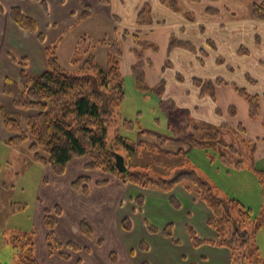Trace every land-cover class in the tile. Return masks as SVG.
<instances>
[{"label":"rangeland","instance_id":"obj_1","mask_svg":"<svg viewBox=\"0 0 264 264\" xmlns=\"http://www.w3.org/2000/svg\"><path fill=\"white\" fill-rule=\"evenodd\" d=\"M107 1L108 13L115 14L120 21H106L102 17L92 21L87 24L85 31L88 34L82 37L86 39L83 43H80L82 39L77 43V35H67L62 42L63 47L58 50V56L62 67L73 71L74 57L84 59L87 57L85 51L90 48L98 64L105 67L110 48L102 47L100 42L103 39L111 43L118 42L122 52L119 70L126 88V97L121 103L120 113L123 119L133 122L138 119L142 130L127 131L122 127L121 121H116L110 130V142L114 143L115 137L121 135L138 144V152L130 161L134 170L145 169L151 178L168 179L178 169H192L213 188L216 196L238 200L250 209L252 220L264 216V186L260 174L256 173L257 170L264 172V22L256 21L252 17L253 6H264V0H202V3H210L211 7L219 9L220 18L223 19V26L220 28L217 27L218 21L206 27L211 48L206 46V42L182 17L186 15L187 19H190L188 13L193 10L190 0H165L167 9L175 8L176 14L164 8L161 0H125L122 9L116 0H105V3ZM145 6V16L151 23L144 26L137 24V16ZM94 7L97 9V6ZM233 14L236 16H232ZM98 20L101 22V28ZM163 23H166L163 25L165 27L161 25ZM171 38L190 42L196 48L203 49L205 53L200 52L197 56L204 69L193 60L192 53L176 49L168 53ZM73 47H78L80 53H72ZM71 55L74 56L69 58ZM139 61L145 63L146 85L150 89L146 92L136 88L131 72L132 66ZM214 61H218L217 64ZM206 79H210L209 82L212 83L221 79L224 85H216L213 96L199 97L193 82ZM161 83L164 88L157 94L153 89ZM238 89L243 90L246 95L259 97L258 118L250 117L246 95L238 92ZM162 100H172L177 110L170 112L161 109L159 103ZM182 111L187 113L186 117L180 115ZM25 118L23 117V123ZM184 123L190 125V130L185 135L181 132ZM2 125L0 262L13 264L14 252L10 247L3 245L4 233L12 229L29 231L33 228L37 233L41 232L39 198L45 193L43 180H47V167L33 160L28 144L11 146L3 141L1 137L5 138L6 133L9 135L11 132L6 129L3 121ZM194 127L198 128V131L202 128L217 131L218 142L226 147L213 140L201 141L202 145L195 144L194 141H198L200 133H197ZM24 129L26 130L25 124ZM176 132H181L185 144L179 153L180 148L168 140V137ZM158 137L164 140V144L159 143ZM237 163L241 164L240 168L236 167ZM71 180L72 178L65 182L69 183ZM182 186H186V183ZM191 188L195 191L193 185ZM131 192L132 190L127 194L131 195ZM128 199H123L124 207L123 211L119 212L120 217L125 215V212H128V217L132 216ZM136 204L135 207H138ZM94 227V239H106L105 247L98 251L95 258L103 264V255L116 252L118 248L99 232L96 225ZM246 229L250 230L251 225H247ZM143 233L144 230L136 226L132 238L144 241L142 237L146 238V235ZM61 235L64 240L78 241L77 232ZM39 236L41 237L40 234ZM255 245L263 260L260 264H264V226L256 235ZM157 253L148 254L142 251L136 255L135 261L154 260L156 264H186L184 260L178 259V256L181 253L183 256L189 254L191 258V250L185 245L174 250L168 262L160 260L162 258H158ZM245 264L249 262L245 261Z\"/></svg>","mask_w":264,"mask_h":264},{"label":"trees","instance_id":"obj_2","mask_svg":"<svg viewBox=\"0 0 264 264\" xmlns=\"http://www.w3.org/2000/svg\"><path fill=\"white\" fill-rule=\"evenodd\" d=\"M146 12L145 6L139 13L138 23L140 25L151 23L145 16ZM0 13H3L1 4ZM90 14L91 11L86 8L81 19L88 18ZM253 15L256 20L264 22V6L255 4ZM10 17L20 28L31 34H36L38 40L42 44L45 43V35L38 32L36 21L25 15L20 8H12ZM85 41L86 39L83 38L80 43ZM60 42L61 39L46 47L48 68L41 76L32 77L23 66L19 82L6 79L3 92L12 98L14 107L24 112H35L34 115L26 116L23 123L21 115L10 112L0 105V118L6 129L16 135L6 143L11 146L28 144L33 160L50 167L57 177L65 175L67 167L72 161L87 158L84 167L86 170H99L112 174L124 184L130 183L143 188H154L171 193L176 186L186 183L185 187L194 192L211 211L212 217L208 221V225L217 235L215 242L202 240L192 228L188 227L193 245L199 247L211 244L227 249L231 255L230 264H245V261H248L249 264L262 263L263 260L259 256L255 239L264 226L263 215L252 220L250 209L238 200L222 199L216 196L213 188L192 169H178L168 179L151 178L150 173L145 169L134 170L130 161L138 152V144L121 135L115 137L114 143L110 142V130L113 129L116 121H121L122 127L127 131L141 132L142 130L138 119L134 122L126 120L120 113L121 103L126 97V88L125 80L119 70L122 52L118 42L111 43L107 39L100 42L102 47L110 48L105 67L98 64L95 55L91 54V50L88 48L85 51L87 57L84 59H80V57L75 59L74 57L72 60V65L76 67L73 71H67L61 65L58 56ZM144 45L148 44L144 43ZM174 48H182L196 54L205 53L203 50L199 52L190 42L171 38L169 49ZM78 50L79 48L76 47L75 53H80ZM131 72L136 88L143 92L149 91L145 79V63L137 62L132 66ZM195 83L201 89V96H213L215 86L224 85L221 79L215 83L200 81H195ZM163 88L164 84L161 83L153 91L160 94ZM238 92L246 95L243 90L238 89ZM246 98L250 117L258 118L260 115L259 97L246 95ZM159 105L165 111L174 112L177 110L172 100H162ZM180 115L186 117L187 113L182 111ZM189 130L190 125L184 123L182 134L185 135ZM194 130L200 133L198 141L197 139L194 141L195 144L202 145L201 141L213 140V142L226 147L218 142L217 131H212L209 128H202L198 131V128L195 127ZM181 132H176L175 135ZM159 143L164 144V140L160 138ZM116 154L124 156L128 169L126 173H121L118 170ZM240 166L241 164L237 163L236 167L240 168ZM256 173L260 174L261 183L264 186V172L257 170ZM91 183L92 180L89 177L81 176L72 183V186L75 189L81 188L86 193ZM106 183L99 181L96 182V185L103 186ZM190 185L195 187V191ZM170 200L175 207H180L173 197ZM13 207L16 208L15 205ZM62 214V209L58 205L44 211V225L48 231L47 249L50 255L60 253L62 259L69 260L70 256L64 253V250L76 253L82 248L74 242L63 244L59 239L56 227L58 218ZM122 224L126 230H130L129 219L123 220ZM247 225H251L250 230L246 229ZM150 230L157 232L154 228ZM80 231L89 240L94 239L93 229L87 221L81 222ZM163 233L167 237H172L171 227L166 228ZM36 235L35 228L29 231L12 229L4 233L3 245L10 247L14 252L13 264H41L36 257ZM111 260L116 261V256L111 255ZM0 264L3 263L0 262Z\"/></svg>","mask_w":264,"mask_h":264},{"label":"crops","instance_id":"obj_3","mask_svg":"<svg viewBox=\"0 0 264 264\" xmlns=\"http://www.w3.org/2000/svg\"><path fill=\"white\" fill-rule=\"evenodd\" d=\"M116 1L122 9L125 0ZM190 2L193 4V10L191 9L188 13L190 19H187L186 15L182 17L187 25H190L194 32L206 42V46L211 48L210 41L207 39L209 35L206 27L213 25L216 21H218L217 27L223 26L220 10L211 7L210 3H202V0H190ZM0 4L3 8V13H0V103L10 112L21 115L22 118L27 115H34L35 112H24L14 107L12 98L3 92L6 79L19 82L23 66L32 77L41 76L48 68L45 52L47 46L61 39L58 47V50H60L63 47L64 38L70 34H73L74 37L77 35L76 40L78 43L83 36L88 34L85 31L87 24L97 21L100 17L106 21L110 19L117 23L120 21V18L116 17L115 14L108 13L106 8L108 1L105 3V0H0ZM161 4L167 9L163 0H161ZM94 6H97V9ZM14 7L20 8L25 15L36 21L38 32L45 35V43L42 44L36 34L23 30L13 22L10 17V10ZM86 8L91 11V14L88 18L82 20L81 17ZM168 11L175 13L177 10L171 8ZM179 13L177 12V14ZM232 16L236 15L233 14ZM252 17L256 20L253 9ZM138 18L139 14L137 24H139ZM98 21L99 28H101V22ZM174 49L192 53L182 48ZM174 49L170 50L168 47L167 52L171 53ZM75 50L76 48L73 47L71 52L75 53ZM198 50L200 52L203 49ZM192 54L194 55L193 60H196L197 64L199 63L201 69H204L203 64L198 60V53ZM73 56L71 55L69 58ZM214 62L217 64L218 61ZM72 69L75 70L76 67ZM209 80L195 81L205 83ZM195 81L193 84L198 96L206 97L201 96V89ZM3 129L0 119V130L3 131ZM14 136L16 135L13 133L9 135L6 133L5 138L1 137V139L6 142ZM168 140L180 148L178 153L183 150L181 148L185 144L180 134L169 136ZM86 163L87 158L72 161L62 177H57L50 167L46 169L45 178L47 180H43L45 193L39 198L41 203L39 206L41 212L39 222L42 229L40 233H37L35 241L36 257L41 264H79L80 262L83 264H100L95 258L98 251H102L105 247L106 239L95 237L93 241L84 236L80 231V224L84 220L90 224L93 232H95L94 225H96L99 232L106 236L108 240L114 242L118 248L116 252L112 251L109 255H103V264H156L154 260L135 261L136 255H139L142 251L148 252V254L158 252V258L168 262L171 253L182 248L183 245L191 250V258L189 254L183 256L181 253L178 256V259L184 260L186 264H230L231 255L227 249L211 244H204L199 247L193 245L188 227L192 228L202 240L215 241L217 236L208 225V221L212 217L211 212L195 193L182 186L183 184L176 186L171 193H165L154 188H143L130 183L124 184L114 175L99 170L88 171L84 168ZM70 174L73 176L71 177ZM81 176H87L92 180L86 193L81 188L75 189L72 186V183ZM70 178H72L71 182L66 183L65 181ZM99 181L107 183L103 186H97L96 182ZM130 190H132L131 195H128L127 193ZM124 197L129 198L128 203H131V218L127 216L128 212L122 215V217L125 216L124 218L120 217L119 212L123 211ZM171 197L179 203L180 207L177 208L171 203ZM135 204L138 207H135ZM56 205L63 212L62 216L58 218L56 227L59 239L63 244L74 242L62 239L61 234L70 235L71 232H77L78 241L76 242L80 243L77 244L82 248L81 251L76 253L64 250L63 252L70 256L69 260L62 259L60 253L50 255L47 249L48 231L44 225V211ZM126 209L127 207L124 210ZM125 219L130 221L129 231L123 227L122 223ZM136 226L144 230L143 234L146 235V238L142 237L144 241H139L140 238H132ZM168 227H171L172 237H167L163 233ZM151 228L156 229L157 232H152ZM150 240L153 242H150ZM99 241L104 243H99ZM111 255L116 256V261L111 260Z\"/></svg>","mask_w":264,"mask_h":264},{"label":"water","instance_id":"obj_4","mask_svg":"<svg viewBox=\"0 0 264 264\" xmlns=\"http://www.w3.org/2000/svg\"><path fill=\"white\" fill-rule=\"evenodd\" d=\"M115 158H116V166H117L118 170L121 173H126L128 169H127V166L125 163L124 156H122L120 154H116Z\"/></svg>","mask_w":264,"mask_h":264}]
</instances>
